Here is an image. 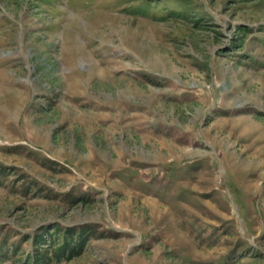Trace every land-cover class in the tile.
Wrapping results in <instances>:
<instances>
[{"label":"rangeland","instance_id":"374dc122","mask_svg":"<svg viewBox=\"0 0 264 264\" xmlns=\"http://www.w3.org/2000/svg\"><path fill=\"white\" fill-rule=\"evenodd\" d=\"M141 1L0 0V264H264V0Z\"/></svg>","mask_w":264,"mask_h":264},{"label":"trees","instance_id":"16d2710c","mask_svg":"<svg viewBox=\"0 0 264 264\" xmlns=\"http://www.w3.org/2000/svg\"><path fill=\"white\" fill-rule=\"evenodd\" d=\"M160 1V0H159ZM146 2H151V0H142L139 4V6L135 9L136 11H138V12H141V11H143V12H145V9L147 8L146 7V5H144ZM170 2L171 3H177V4H179V5H181L182 7H184V5L186 6V4L185 3H183L182 1H179V0H170ZM156 6H159V5H156ZM171 13H173V14H177V12H181V11H177L176 9H174V10H171L170 11ZM180 14H182V12L180 13ZM184 15V14H183Z\"/></svg>","mask_w":264,"mask_h":264}]
</instances>
